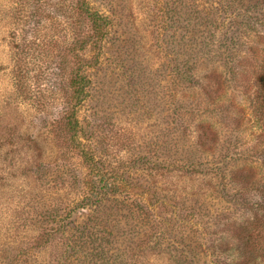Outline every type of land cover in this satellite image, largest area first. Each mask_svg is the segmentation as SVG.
I'll return each instance as SVG.
<instances>
[{"label":"rangeland","instance_id":"1","mask_svg":"<svg viewBox=\"0 0 264 264\" xmlns=\"http://www.w3.org/2000/svg\"><path fill=\"white\" fill-rule=\"evenodd\" d=\"M79 2L0 0V264H264V207L234 202L240 187L261 199L259 62L239 57L234 80L205 59L181 79L205 22L229 15L218 0H86L108 22L86 43ZM75 70L78 141L106 191L64 126Z\"/></svg>","mask_w":264,"mask_h":264},{"label":"trees","instance_id":"2","mask_svg":"<svg viewBox=\"0 0 264 264\" xmlns=\"http://www.w3.org/2000/svg\"><path fill=\"white\" fill-rule=\"evenodd\" d=\"M218 1L221 11L228 14L229 19L228 21L219 20V16L214 14L207 22H205L208 29L204 32V36L201 37V40H198L199 43H197V45H202L199 47L205 49V52L184 55V58H182L184 63L189 62V64H185L186 66L182 71L181 79L183 82L187 83H189L188 81H192L193 67L196 66L199 61L205 59L208 61L218 59L221 64H224V67L227 69L228 67L230 68V76L239 75L235 69L237 63L239 62V57H241L240 61L246 58L247 60L250 59L253 62H259V68L253 74L251 82L249 83L252 86V89H250L252 91L251 98L253 99V106L251 109L252 115L255 117L257 125L260 128L259 132L264 135V0H262L261 4H258L255 0L249 2L245 10L244 8H241V0ZM79 3L80 9L86 14L91 26V30H86V38L84 40L86 43H89L92 36L97 38L99 36H103L108 22L104 15L96 10H92L87 5L86 0H80ZM260 6L263 7L262 10L260 9ZM257 12L258 14H256ZM212 31L215 33L218 32L217 34H220V37L224 39L223 43H218L221 44V47L218 50V44H215L216 42L209 38ZM248 31H254L253 35L256 38H251ZM92 39L96 40V38ZM212 48L214 49L212 50ZM242 52L243 55L240 56ZM233 77L234 80L237 79V77ZM86 84L87 78L84 74L80 73L79 70H75L71 73L69 77L70 88L67 92L70 106L63 115L64 126L67 131L70 132V143H72L73 146L80 148L81 155L87 164L88 170L96 179H98L97 182H100L102 184L101 187H103L102 189L106 191V189H111L113 186L112 184L108 185L109 183L106 178V170L103 169L100 162H98L92 153L80 147V141H78L79 120L76 116V107L85 93ZM224 110L227 112L226 109ZM225 112L221 110L219 114L221 115L224 113V121H228V123L231 124L232 122ZM260 153L264 155V146L261 148ZM254 157L259 159L258 156ZM216 169L218 171L221 170L220 167ZM95 188L96 187L92 188L91 191H94ZM253 189H255L258 197H261V199H259L260 203L258 202L259 204H254V202H257L256 199L243 197V194L241 193L243 192V187L237 189V193L235 192L236 195L234 194L236 197L234 200L235 204L238 207L247 205L253 209L264 207V182L262 184H257L256 186L253 185ZM256 235H259V247L264 249V233L254 234V236ZM249 236L251 237V234Z\"/></svg>","mask_w":264,"mask_h":264}]
</instances>
